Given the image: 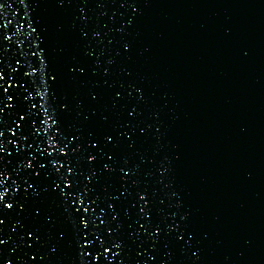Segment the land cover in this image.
Instances as JSON below:
<instances>
[{"label": "water", "instance_id": "95a60500", "mask_svg": "<svg viewBox=\"0 0 264 264\" xmlns=\"http://www.w3.org/2000/svg\"><path fill=\"white\" fill-rule=\"evenodd\" d=\"M7 3L11 8L0 12L5 23L12 22L9 35L16 22L24 24L26 12L39 22L52 66L60 73L55 94L65 97L72 108L66 121L82 127L85 135L93 129L102 133L101 114L111 124L121 117L111 107L112 89L101 84L100 77L95 78L96 88L104 100L89 105L91 84L64 76L66 66L90 62L83 57L86 45L98 47L94 40L81 39L79 32L83 29L90 36L91 29L105 24L113 29L110 36L131 42L130 59L117 58L108 79L123 83L125 90L129 83L142 87L146 97L142 118L160 129L137 146L147 158L136 177L139 186L155 189L165 200L166 213H188L192 251L200 249L197 264H264V0H139V15L131 27L123 25L131 10L120 8L118 2L96 8L89 0L84 5L86 22L78 19L79 0L63 7L55 0ZM122 26L123 32L115 33ZM14 49L15 43L10 56ZM105 58L101 57V68ZM121 68L130 76L125 77ZM74 97L83 101L80 111L95 108L97 115L87 122L76 117ZM130 159L139 163L135 155ZM160 167L168 169L163 177L156 171ZM149 171L151 175H145ZM110 182L114 181H106ZM172 192L180 198L179 209ZM41 206L57 220L51 230L55 243L62 220L59 209L50 200ZM146 254L165 264H192L190 252H181L175 241L168 248L160 243L154 253ZM17 255L20 249L9 254L12 264H19ZM49 259L52 264H76L75 252L67 246L50 253Z\"/></svg>", "mask_w": 264, "mask_h": 264}, {"label": "snow or ice", "instance_id": "6c2138e0", "mask_svg": "<svg viewBox=\"0 0 264 264\" xmlns=\"http://www.w3.org/2000/svg\"><path fill=\"white\" fill-rule=\"evenodd\" d=\"M55 2L63 7L73 0ZM88 2L79 0L81 22L89 19L84 14ZM92 2L96 8L118 2L120 8L130 9L131 15L123 21L129 27L139 15V0ZM19 3L24 5L26 0ZM11 6L7 0H0V9ZM3 17L0 12V264H12L9 254L16 249L21 250V255L14 257L19 264H52L49 254L57 253L62 246L75 252L76 264H165L146 253H154L160 243L168 248L173 241L181 252L189 251L192 264H197L200 249L192 251L194 234L187 223L188 213H166L165 200L156 196L155 189L140 187L136 179L147 159L137 146L150 132L158 134L160 129L142 118L146 104L142 87L129 83L125 90L123 83L109 82L110 66L116 59H130L131 42L110 36L113 29L105 24L99 25L100 30L91 29L90 36L83 29L79 32L81 39L94 40L98 47L94 50L86 45L83 57L90 62L76 61L66 66L64 76L91 84L89 105L104 100L96 88L95 78L100 77V83L112 89L111 107L121 117L111 124L101 114L102 133L93 129L85 135L82 127L66 121L72 108L65 97L55 94L60 73L52 66L43 29L38 31L39 22L26 12L21 18L24 24L16 22L15 31L9 35L12 22L5 23ZM123 30L122 26L114 31ZM20 36L24 39L18 40ZM13 43L15 49L10 56ZM101 57H106L102 68ZM120 71L130 76L126 69ZM73 99L75 116H82L83 122L97 115L95 108L80 111L83 101ZM132 155L139 163L130 159ZM156 171L163 177L168 169L160 167ZM108 180L114 182L106 183ZM171 195L177 198L174 207L179 209V196L176 192ZM44 200L55 203L62 218L55 243H51V230L57 220L41 206ZM10 242L12 247H7Z\"/></svg>", "mask_w": 264, "mask_h": 264}]
</instances>
